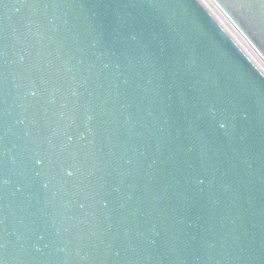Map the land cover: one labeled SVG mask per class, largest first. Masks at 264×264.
Here are the masks:
<instances>
[{
  "label": "water",
  "instance_id": "water-1",
  "mask_svg": "<svg viewBox=\"0 0 264 264\" xmlns=\"http://www.w3.org/2000/svg\"><path fill=\"white\" fill-rule=\"evenodd\" d=\"M207 1L248 49L203 0H0V264H264V0Z\"/></svg>",
  "mask_w": 264,
  "mask_h": 264
},
{
  "label": "rangeland",
  "instance_id": "rangeland-1",
  "mask_svg": "<svg viewBox=\"0 0 264 264\" xmlns=\"http://www.w3.org/2000/svg\"><path fill=\"white\" fill-rule=\"evenodd\" d=\"M205 1V0H204ZM207 1V0H206ZM205 1V2H206ZM208 3H209V1H207ZM209 5H210V7H211V9H213V11L216 13V15L219 17V19L223 22V24L233 33H235L236 34V32L233 30V28L232 27H230V25L224 20V18L221 16V14L218 12V11H216L215 10V8H214V6L212 5V4H210L209 3ZM233 33V34H234ZM237 35V34H236ZM235 35V36H236ZM238 36V35H237ZM239 37V36H238ZM239 39L242 41V43H243V45H244V42H243V40L239 37ZM244 46H246V45H244ZM246 48L248 49V47L246 46Z\"/></svg>",
  "mask_w": 264,
  "mask_h": 264
},
{
  "label": "bare ground",
  "instance_id": "bare-ground-1",
  "mask_svg": "<svg viewBox=\"0 0 264 264\" xmlns=\"http://www.w3.org/2000/svg\"><path fill=\"white\" fill-rule=\"evenodd\" d=\"M203 1H204V0H203ZM205 1H206V0H205ZM205 1H204V2H205ZM205 4L211 9V7H210V5H209V3H208L207 1L205 2ZM211 10H212V9H211ZM212 11H213V10H212ZM213 12H214V11H213ZM214 14H216V13L214 12ZM217 17H218V16H217ZM218 18H219V17H218ZM219 20H220V19H219ZM233 33H234V32H233ZM234 35H236V34L234 33ZM236 37H237L238 40L242 43V41L239 39V37H238L237 35H236ZM242 45H243V43H242ZM244 45H245V44H244ZM244 45H243V47L246 48V46H244ZM246 49H247V48H246ZM254 58H255V57H254ZM255 59H256V58H255ZM257 61H258V60H257ZM258 62H259V61H258ZM263 68H264V67H263Z\"/></svg>",
  "mask_w": 264,
  "mask_h": 264
},
{
  "label": "snow or ice",
  "instance_id": "snow-or-ice-1",
  "mask_svg": "<svg viewBox=\"0 0 264 264\" xmlns=\"http://www.w3.org/2000/svg\"><path fill=\"white\" fill-rule=\"evenodd\" d=\"M201 183H203V181H200Z\"/></svg>",
  "mask_w": 264,
  "mask_h": 264
}]
</instances>
